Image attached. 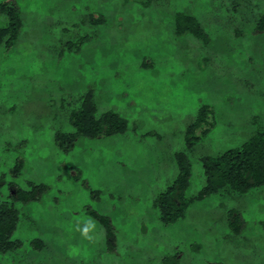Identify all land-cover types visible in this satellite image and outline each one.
I'll use <instances>...</instances> for the list:
<instances>
[{"label":"rangeland","instance_id":"1","mask_svg":"<svg viewBox=\"0 0 264 264\" xmlns=\"http://www.w3.org/2000/svg\"><path fill=\"white\" fill-rule=\"evenodd\" d=\"M1 3L18 7L21 28L0 44V203L13 202V189L46 190L13 202L17 246L0 264H264V186L197 199L201 159L264 133V33L255 32L264 0ZM179 13L206 39L179 32ZM7 22L0 12V28ZM89 93L96 118L117 114L125 130L64 152L55 135L73 132L71 111ZM177 154L190 163L183 198L194 201L165 225L155 201L177 179ZM94 215L110 221V246Z\"/></svg>","mask_w":264,"mask_h":264},{"label":"trees","instance_id":"2","mask_svg":"<svg viewBox=\"0 0 264 264\" xmlns=\"http://www.w3.org/2000/svg\"><path fill=\"white\" fill-rule=\"evenodd\" d=\"M9 4H0V12L8 20L7 26L0 28V44L6 39L7 47H10L12 42L17 39L21 28L18 7L13 5L14 3H11L10 6ZM176 27L179 28V32L190 33L200 40H205L207 37L197 20L188 14L179 13L176 15ZM183 27L185 29H182ZM255 32L264 33V13L256 20ZM202 113H199V118L187 128L186 145L190 141L188 137L191 132L204 120ZM69 123L73 132L67 134L58 132L55 135L56 146L64 152L69 151L79 138L104 139L123 132L126 127L125 120L112 112L103 113L96 118L92 93L84 98L78 110L71 111ZM175 159L178 168L177 179L155 201V207L165 225L173 224L182 219L187 206L194 201V199L185 200L183 198L184 192L189 186L190 163L183 154H177ZM201 163L205 176V186L197 196L198 200L215 194L219 190H223L226 194L244 195L254 188L264 186V133H256L239 149L228 150L217 157L203 158ZM22 167L23 162H17L13 174L19 175ZM45 190L46 187L43 185L31 184L28 190L13 189L12 199L13 202L27 204L38 201ZM13 202L10 204L0 203V254L13 251L17 246L16 241H11V236L19 219L18 210L14 207ZM94 218L100 222L105 230L110 246L113 241L110 221L98 215H94ZM241 220V216L237 212L231 211L228 214V226L233 233H239L243 225ZM162 264H177L176 256L164 258Z\"/></svg>","mask_w":264,"mask_h":264}]
</instances>
